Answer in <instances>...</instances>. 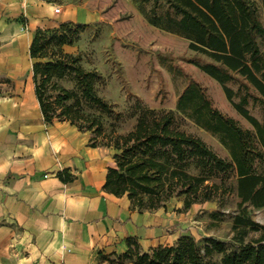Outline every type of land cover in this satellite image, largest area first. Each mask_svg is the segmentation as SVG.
Wrapping results in <instances>:
<instances>
[{"label":"trees","instance_id":"obj_1","mask_svg":"<svg viewBox=\"0 0 264 264\" xmlns=\"http://www.w3.org/2000/svg\"><path fill=\"white\" fill-rule=\"evenodd\" d=\"M55 2L56 0H46ZM148 22L189 40L195 55L187 62L217 81L234 109L250 127L222 112L207 88L189 78L177 96L176 111L145 107L140 100L122 112L98 93L101 73L87 69L81 53L66 47L78 43L90 26L74 20L35 30L33 59L35 94L45 122H69L90 132L89 146L112 149L104 189L126 195L139 212L166 208L183 197L184 210L216 203L215 220L233 219L231 240L206 236L202 244L190 234L173 244L147 251L136 237L117 254L131 264H264V223L250 208H264V0H134ZM171 72L183 73L177 66ZM160 92L166 93L160 77ZM232 85H235L234 88ZM250 106H259L261 118ZM136 119L127 132L121 125ZM189 120L226 149L222 157L201 137L185 130ZM73 182L68 170L57 173ZM229 208L227 212L224 209ZM109 255L99 252L101 259Z\"/></svg>","mask_w":264,"mask_h":264},{"label":"crops","instance_id":"obj_2","mask_svg":"<svg viewBox=\"0 0 264 264\" xmlns=\"http://www.w3.org/2000/svg\"><path fill=\"white\" fill-rule=\"evenodd\" d=\"M46 0H0V264H100L136 237L145 251L173 244L169 213L139 212L104 189L113 150L90 132L45 122L30 45L39 27L73 20ZM61 9V8H60ZM76 176L65 183L57 173ZM184 202V201H183Z\"/></svg>","mask_w":264,"mask_h":264},{"label":"rangeland","instance_id":"obj_3","mask_svg":"<svg viewBox=\"0 0 264 264\" xmlns=\"http://www.w3.org/2000/svg\"><path fill=\"white\" fill-rule=\"evenodd\" d=\"M61 10L70 11L74 21L90 23L80 41L66 47L72 53H81L87 69L98 70L103 82L98 93L115 104L122 112L131 111L138 100L151 109L176 111L177 96L189 78L205 86L217 107L224 113L250 127L227 99L222 86L202 72L187 59L195 52L189 49L185 37L151 25L140 12L134 0H56L52 2ZM183 71L171 72L170 66ZM165 83L166 93L160 92V77ZM236 88L235 85H232ZM252 113L261 118L259 106H250ZM136 119L125 121L120 132H127L135 125ZM182 127L201 137L222 157L228 153L217 138L186 120ZM169 213L170 242L180 234L192 235L199 244L204 237L215 236L231 240L234 235L233 219L224 216L215 220L210 212L217 210L213 202L194 204L184 210L183 197L173 198L165 208ZM229 208L224 209L227 212ZM253 219L264 223V208H250ZM100 264H131L118 255L111 254L106 259L99 257Z\"/></svg>","mask_w":264,"mask_h":264},{"label":"built area","instance_id":"obj_4","mask_svg":"<svg viewBox=\"0 0 264 264\" xmlns=\"http://www.w3.org/2000/svg\"><path fill=\"white\" fill-rule=\"evenodd\" d=\"M60 10H61L60 7H57V8L55 9V12H56V13H59Z\"/></svg>","mask_w":264,"mask_h":264}]
</instances>
